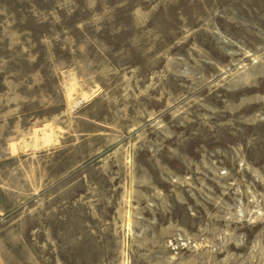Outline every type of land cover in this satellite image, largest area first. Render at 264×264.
<instances>
[{
    "label": "rangeland",
    "instance_id": "obj_1",
    "mask_svg": "<svg viewBox=\"0 0 264 264\" xmlns=\"http://www.w3.org/2000/svg\"><path fill=\"white\" fill-rule=\"evenodd\" d=\"M0 264H264V0H0Z\"/></svg>",
    "mask_w": 264,
    "mask_h": 264
}]
</instances>
